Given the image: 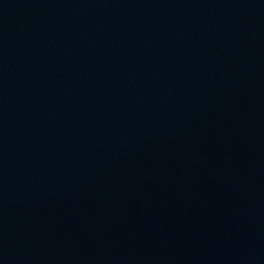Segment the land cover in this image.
<instances>
[{"label": "water", "instance_id": "water-1", "mask_svg": "<svg viewBox=\"0 0 264 264\" xmlns=\"http://www.w3.org/2000/svg\"><path fill=\"white\" fill-rule=\"evenodd\" d=\"M0 264H264V0H0Z\"/></svg>", "mask_w": 264, "mask_h": 264}]
</instances>
